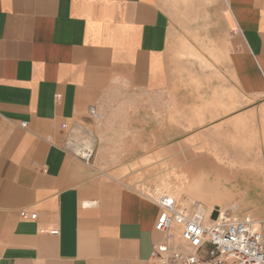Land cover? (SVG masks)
<instances>
[{
    "label": "crops",
    "instance_id": "0c3cea01",
    "mask_svg": "<svg viewBox=\"0 0 264 264\" xmlns=\"http://www.w3.org/2000/svg\"><path fill=\"white\" fill-rule=\"evenodd\" d=\"M166 2L0 0V264H151L162 210L103 160L130 162L113 148H156L168 131L169 146L210 147L191 133L207 131L195 124L212 122L203 115L214 107L231 116L220 129L264 125V0H221L220 72L251 103L230 111L224 92L174 89L179 40ZM77 126L101 140L91 166L67 149ZM114 132L144 141L115 142Z\"/></svg>",
    "mask_w": 264,
    "mask_h": 264
},
{
    "label": "rangeland",
    "instance_id": "374dc122",
    "mask_svg": "<svg viewBox=\"0 0 264 264\" xmlns=\"http://www.w3.org/2000/svg\"><path fill=\"white\" fill-rule=\"evenodd\" d=\"M166 1L172 26L178 33L179 40L176 54L179 62V77L174 89L224 92L229 111L231 108H245L250 105L251 103L245 100L240 103L234 88L223 79L220 72L224 57L223 43L228 37V30L222 18L224 4L221 0ZM121 113L127 121L130 117L128 112ZM215 113H218L216 107L212 110V114L203 115L212 122L195 124L197 128L205 127L206 132L191 133L202 139H211L210 147L169 146L167 143L171 144L174 139L168 131L163 132L162 142L165 145L156 148L134 145L113 148V152L118 155L125 154L130 162L120 164L107 163L103 160L101 168L156 200L162 195H169L181 207H188L198 202L205 210L211 211L216 208L213 211L215 216L222 211L233 219L245 216L264 219V125L247 129V127L242 128L240 124H227L225 128L220 129L213 123L220 117L231 116ZM101 115L102 118L98 122L103 125L107 119L106 113ZM134 118L137 119V116ZM130 122L135 123L132 120ZM103 133L105 132L102 131L101 134ZM186 133L182 130L179 132L182 136ZM101 134L99 133L100 136ZM112 135L115 137V142H120L124 138L123 142L130 144L144 141L143 134L137 136L131 135V132H126L124 135L122 132H114ZM145 141L152 142L150 131H147ZM214 143L220 146H215ZM99 144L95 147L92 163L102 149ZM187 150L191 151L190 155L193 154L192 152L195 155L190 156ZM187 154L189 157L186 156ZM120 167H122L120 171L122 177L119 178L115 171ZM175 167H179L177 173ZM251 168L254 170L251 171Z\"/></svg>",
    "mask_w": 264,
    "mask_h": 264
},
{
    "label": "built area",
    "instance_id": "2783aa9c",
    "mask_svg": "<svg viewBox=\"0 0 264 264\" xmlns=\"http://www.w3.org/2000/svg\"><path fill=\"white\" fill-rule=\"evenodd\" d=\"M89 112L97 120L102 118L95 107ZM95 147L93 133L85 127L71 130L67 149L88 166L93 164ZM156 202L162 215L155 229L163 240L153 245L151 264H264V219H233L221 212L207 215L200 203L181 207L169 195ZM21 216L28 218L24 212Z\"/></svg>",
    "mask_w": 264,
    "mask_h": 264
},
{
    "label": "bare ground",
    "instance_id": "6f19581e",
    "mask_svg": "<svg viewBox=\"0 0 264 264\" xmlns=\"http://www.w3.org/2000/svg\"><path fill=\"white\" fill-rule=\"evenodd\" d=\"M186 156H188V155H186ZM189 157V156H188ZM194 159V158H193ZM197 160V159H196ZM200 161V160H199ZM184 163H186V162H184ZM203 163V162H202ZM204 164V163H203ZM181 167H183V166H181ZM185 167H188V166H185ZM196 167H198V166H196ZM203 167H204V165H203ZM175 168H177V170H175L176 171V173L178 172V170H179V167H175ZM199 168V167H198ZM201 168V167H200ZM185 169V168H184ZM194 169V168H193ZM197 169V168H196ZM199 170H201V169H199ZM232 172L234 171V169H230ZM252 170H254V168H251V171ZM189 171H191V169L189 170ZM203 171H204V168H203ZM202 171V172H203ZM208 172V171H207ZM203 175H204V172H203ZM252 175H254V173L252 174ZM204 177V176H203ZM198 178H200V177H198ZM205 209V208H204ZM216 210V208H214V209H212L211 211H209L208 209H206V212H207V215H209V213H211V212H213V211H215ZM221 213H222V215L223 216H226L222 211H221Z\"/></svg>",
    "mask_w": 264,
    "mask_h": 264
}]
</instances>
